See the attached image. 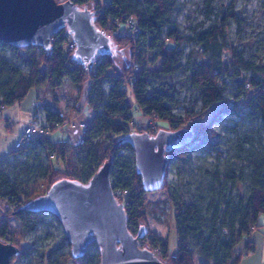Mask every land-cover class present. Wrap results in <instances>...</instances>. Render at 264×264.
<instances>
[{
    "label": "trees",
    "instance_id": "obj_1",
    "mask_svg": "<svg viewBox=\"0 0 264 264\" xmlns=\"http://www.w3.org/2000/svg\"><path fill=\"white\" fill-rule=\"evenodd\" d=\"M78 1L83 3L85 0ZM176 5L177 0H110L104 15L95 20L96 25L106 26L110 19L113 21L109 29L114 30L119 22L131 16L134 27L127 33L115 34L112 39L114 46H119V52L113 51V55L97 56L91 69H87L84 64L72 58L73 52L64 48L65 36L62 32L66 27H61L54 33L56 40L52 49L48 51L33 44L16 47L0 41V52H5L7 49L18 51L23 48L29 50L32 56L30 69L27 74H23L19 67L0 55V104L10 106L20 102L32 88L37 92L40 86L49 85L52 89H58L67 82L83 90L90 82L86 107L93 109V115L84 128L83 137L79 142L56 141L47 135L35 137L25 146L13 149L11 152L26 151L32 144L35 146L41 144L46 154L55 152L54 161L57 163L47 166L46 169L49 185L59 175L87 182L103 164L104 159L109 158L110 155L112 188L118 200L125 203L128 227L136 234L139 223L145 224L148 229V236L144 238L145 243L150 248L160 247L163 261L167 259L169 264H238L241 257L252 249L250 234L257 228L259 215L264 212V146L259 149L251 146L248 149L242 142L236 148L242 152L238 154V158L245 160L250 168L247 176L250 186L246 197L238 199L227 197L223 187L216 190L210 187L209 199L206 200L202 195L198 200L190 203L183 198L170 196L175 208L178 236L177 252L172 256L169 254L168 241H163L157 233H152L147 225L148 215L156 211V208L143 189L141 177L135 169L134 156L123 151L131 149L121 137L132 131L129 125L133 123L134 117V106L128 99V91L123 88V82L126 80L131 84L136 108L151 117L152 121L155 119L170 121L169 129L193 128L194 140L200 136H204L207 140L215 137L217 130L213 127V121L216 115L226 111L242 110L244 107H249L248 114L252 117L261 118L264 129V92H262L264 84L260 85L264 80V60L253 63L235 54L232 55L236 64L232 73L238 74V66L251 69L256 76L250 77V80L254 86H258V89H246L241 96L236 95L238 102L235 107L231 109L227 107L228 99L223 94L224 86L221 82V75L229 71V64L222 56L228 45L225 35L228 24L225 17L221 24L197 33L196 37H191L203 47L202 51L189 54L190 59L201 58V66L191 69L189 80L193 85L202 87L203 112L187 111L183 119L175 122L172 108L168 104L174 98L170 94L167 81L153 82L145 59L150 55L152 61L159 60L158 72L164 75L172 74L177 70L182 56L177 44L183 38L171 19ZM137 28H140V31H137ZM125 48L130 51V63L122 68L117 64L116 58ZM105 79L110 85L108 90L104 87ZM37 98L40 100L38 92ZM80 100L78 98L75 104L78 110L81 109ZM46 102L43 110L48 123L47 128L52 132L58 125H65L69 116L60 108L58 100ZM208 110L215 112L208 117L209 114L206 115ZM249 140V137L244 138L245 142ZM189 144L169 151L167 154L169 160L172 157L184 160L189 155L187 150ZM65 145L80 152V164L72 154L66 153ZM2 160L0 161L1 199L13 204L14 209L17 210L30 199L41 195V193L29 194L26 189L21 188L17 180L11 178ZM215 177L220 179L218 173H215ZM243 177V172L237 177L236 170L229 168L224 176L223 185L231 180L233 186ZM168 187L169 183H165L161 189ZM41 214L42 212L17 211L14 213L15 226L18 227L19 221L22 229H32L40 221ZM12 233L13 229L4 223L0 228V240L6 242L9 240L20 247ZM241 241H246L244 252L239 247ZM25 252L21 249L19 256L25 255ZM68 258L72 261L77 259L71 254L70 244ZM82 258L87 260L88 264H100L99 250L90 255L86 253Z\"/></svg>",
    "mask_w": 264,
    "mask_h": 264
},
{
    "label": "rangeland",
    "instance_id": "obj_2",
    "mask_svg": "<svg viewBox=\"0 0 264 264\" xmlns=\"http://www.w3.org/2000/svg\"><path fill=\"white\" fill-rule=\"evenodd\" d=\"M224 17L228 24L225 32L228 45L222 56L229 66H233V69L236 66L233 62V54L253 63L264 60V0H177L171 18L183 38L177 44L178 50L182 53L177 70L172 74L164 75L158 72L159 60L152 61L150 55H147L145 59L150 68L152 81H167L170 94L174 98L168 104L172 108L175 122L183 119L187 111L200 113L203 110L202 87L193 85L189 80L191 69L201 66V58L191 57L190 59L189 54L195 51L200 52L203 47L200 42L191 39V37H196L197 33L221 24ZM0 55L7 58L14 66L19 67L23 74H27L32 64L31 52L27 49L20 48L18 51L7 49L5 52H0ZM116 61L122 68L128 66L130 51L127 48L123 49ZM238 70V74L227 73L221 76L224 86L223 94L227 99L233 97L237 100L236 95L241 96L243 92L239 75L241 72L245 77L256 76L248 68L238 66ZM109 86L108 80L105 79V90H108ZM86 91L87 85L82 90L67 82L58 89H52L49 85L40 86L37 89L40 100L48 102L58 100L60 108L69 116L68 121L79 112L75 108L76 100L81 99ZM37 92L32 88L18 103V106L22 112L28 115L34 113L35 119L41 118L43 122L45 118L43 107L47 102L42 101L34 110ZM128 99L134 106L133 121L135 125L133 130L148 131L152 128V124L155 125L154 128L157 127V130L159 128L169 129L170 121L160 119L152 121L151 117L136 111L133 96L129 95ZM208 111V117L215 112V110ZM248 111L249 107H244L242 110L217 114L213 122L217 135L208 140L204 136H200L191 142L187 147L189 155L184 160L172 157L169 160L168 172L164 181V184L169 183V187L147 192L156 208V211L148 215L147 225L152 233H157L163 241H168L171 256L177 252L178 236L175 208L173 202L170 201V196L183 198L187 203L198 200L202 195L207 200L210 187H213L214 190L223 187L225 195L235 199L248 195L250 182L247 176L250 168L245 160L238 158V154H242V152L236 148L242 142L248 149L251 146L258 149L264 146L262 120L260 117H252ZM18 127L19 125L16 123L15 127L9 130L8 135H0V159L8 154L2 160L3 166L11 178L17 180L21 188L26 189L29 194H43L50 186L46 177L47 166L56 164L57 161L47 156L41 144L38 146L32 144L26 151L12 153L10 150L14 148L15 140L19 138V136L15 138V135L18 134ZM82 136L81 133L78 139H81ZM245 137H249L250 140L245 142ZM65 148L66 153L72 154L80 164V152L69 145H65ZM123 151L134 156L132 148ZM229 168L236 170L237 177L241 172L244 174L243 179H238L233 186L231 180L223 185L224 176ZM215 173L219 174L220 179H216ZM259 222L264 223V212L259 215ZM12 234L19 242L21 249L26 251L23 256L13 257L12 264H88V261L83 258L74 261L68 258L69 242L67 237L57 217L48 212H42L40 221L32 229H22L18 221V227H14ZM147 236L148 234L144 237ZM8 242L11 241L8 240ZM239 247L245 250L246 246L243 241L240 242ZM97 250V246L93 244L86 253L90 255ZM166 260L164 259V261Z\"/></svg>",
    "mask_w": 264,
    "mask_h": 264
},
{
    "label": "water",
    "instance_id": "obj_3",
    "mask_svg": "<svg viewBox=\"0 0 264 264\" xmlns=\"http://www.w3.org/2000/svg\"><path fill=\"white\" fill-rule=\"evenodd\" d=\"M66 27L76 42L72 58L91 69L99 55L119 52L112 34L103 32L95 23L89 6L82 8L78 0H0V41L16 47L29 44L52 49L51 37ZM191 127L133 130L121 137L134 152V163L146 192L157 191L164 185L169 163L168 152L194 140ZM112 158L102 165L87 182L59 175L48 190L17 210L33 213L48 212L59 220L71 245L74 258H82L95 244L100 264H168L153 254L139 239L147 234V226L139 223L134 234L127 224L125 203L119 201L111 182ZM21 249L0 240V264H10Z\"/></svg>",
    "mask_w": 264,
    "mask_h": 264
},
{
    "label": "built area",
    "instance_id": "obj_4",
    "mask_svg": "<svg viewBox=\"0 0 264 264\" xmlns=\"http://www.w3.org/2000/svg\"><path fill=\"white\" fill-rule=\"evenodd\" d=\"M79 4L82 8L89 6L90 10L93 11L94 16H95V20H96L98 17H101L102 15H104L105 9L110 4V0H85L83 3H79ZM112 21L113 20L109 19L108 24L106 26L99 27L103 32H105L107 34H112V37L118 33H127L130 30H132L131 29L132 27H134V22H133V19L131 16H127L124 21L119 22L118 25L114 28V30L109 29V26L112 25ZM137 31H140V28H137ZM62 33L65 36L64 48L68 51L74 52L76 42L73 40L71 34L67 30H64ZM55 40H56V37L52 36L51 37L52 45L55 42ZM36 46L38 48L44 49L42 46H39V45H36ZM45 51H48V50H45ZM102 56H104V55H102ZM133 68H135V66H133ZM232 71H233V66H229L228 73L231 74ZM239 75L241 76L240 84H241V90L242 91H245L246 89H253V90L258 89V86H254L252 84V82L250 80V76L245 77L242 74V72ZM263 84H264V80L260 83V85H263ZM89 86H90V82H89ZM123 88L128 91V96L129 95L133 96L131 84L127 80L123 82ZM262 92H264V91H262ZM87 96H88V92H87V94H86V92H84L83 96L81 97V100H80L81 109L79 110V112L72 119H70L65 125H58L57 126V129H65V131H67L68 137L70 138L71 143L72 142L77 143L82 139V138L78 139V137L81 133L83 134L84 128L87 126L88 122L90 121V118L87 116L86 113H84L85 112L84 107H86ZM42 101L46 102V100H39L36 97V101L34 103V106H35L34 110H36V107L39 106L42 103ZM237 102H238V100H236L232 97V98L227 100V107L231 109V108L235 107ZM6 107H7L6 105L0 104V111H3ZM32 114L34 115V113H32ZM207 114H209V111L206 112V115ZM2 121H3V119L0 115V125L2 124ZM134 125H135V123L133 121V123H131L129 125V129L133 131ZM47 127H48V123L46 122L45 118L43 119V122H42L41 118L35 119V116H32V118L30 120H28L25 123V125L23 126V133H22L20 139L15 143L14 149H19V148L25 146L26 144H28L30 142V140H32L35 137H43V136L49 135L50 131L48 130ZM151 127L152 128H150L148 131L151 134L156 133L157 127L154 128L155 125H151ZM73 130H78L79 133L75 134V133H73ZM47 156L49 158H54L56 155H55V152H49L47 154ZM48 188L46 189V191L48 190ZM12 211H15L14 205L7 203L6 201H4L3 199L0 198V228L2 227V225L4 223H7L9 225V228L14 230L15 220H14V213H12ZM144 238L145 237L139 239V242H140L139 246L140 247H143L144 244H146L145 243L146 241ZM151 250L153 251V254H155L161 258V248L160 247H153V248H151ZM13 261H14V259H13ZM10 264H12V259H11ZM14 264H18V263H14Z\"/></svg>",
    "mask_w": 264,
    "mask_h": 264
},
{
    "label": "crops",
    "instance_id": "obj_5",
    "mask_svg": "<svg viewBox=\"0 0 264 264\" xmlns=\"http://www.w3.org/2000/svg\"><path fill=\"white\" fill-rule=\"evenodd\" d=\"M89 90V82L87 83V91ZM37 97V94H36ZM19 102H16L10 106H7L3 111H1L0 115L3 119L2 124L0 125V135H8L9 130H12L15 127V124L18 123V134L15 135V138H19L23 132V126L25 123L30 120L33 116L32 113L29 115L25 112H22L18 106ZM86 108V109H85ZM84 113L87 114L89 118L93 115V109L90 107H84ZM136 111L139 114L143 112L136 108ZM144 114V113H143ZM28 115V116H27ZM73 133L78 134V130H73ZM52 140L59 141L60 139L64 138L66 141H70L68 137L67 131L65 129H57L49 133ZM16 139L15 143L19 140ZM71 142V141H70ZM73 143V142H72ZM15 146V145H14ZM12 148L10 151H12ZM8 154H6L3 158H5ZM1 158L0 161L3 159ZM249 241L251 242L252 249L249 253L243 255L238 264H264V223H260L258 220L257 228L252 231L250 234ZM246 246V241L243 242ZM241 251L244 248H240Z\"/></svg>",
    "mask_w": 264,
    "mask_h": 264
},
{
    "label": "bare ground",
    "instance_id": "obj_6",
    "mask_svg": "<svg viewBox=\"0 0 264 264\" xmlns=\"http://www.w3.org/2000/svg\"><path fill=\"white\" fill-rule=\"evenodd\" d=\"M100 56H102V55H100Z\"/></svg>",
    "mask_w": 264,
    "mask_h": 264
}]
</instances>
